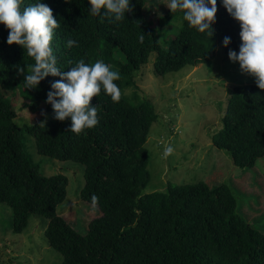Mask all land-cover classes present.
<instances>
[{"label": "trees", "instance_id": "1", "mask_svg": "<svg viewBox=\"0 0 264 264\" xmlns=\"http://www.w3.org/2000/svg\"><path fill=\"white\" fill-rule=\"evenodd\" d=\"M148 1L132 0L125 19L109 22L90 15L87 0H42L59 23L50 46L61 70L81 59H99L119 73L114 81L119 99L112 101L103 91L94 96L90 105H97L99 122L80 133L69 131L70 120H55L50 105L40 107L59 77L26 89L17 66L28 72L34 61L21 47L6 43L8 31L0 25V204L12 211V232L24 233L33 217L47 220L45 238L62 256L61 264H264V233L249 221L236 192L248 197L254 213L261 206L259 193L240 189L237 182L143 193L151 180L146 143L158 114L138 91V72L152 55L156 75H165L210 62L218 47L227 56L241 43L239 24L220 0L212 37L188 27L179 11L157 9L158 15H152ZM32 2L24 0V6ZM158 23L175 24L178 32L159 38ZM225 36L230 37L228 48L222 46ZM69 39L77 44L66 47ZM6 93L26 97V107L39 119L19 126L15 97L8 99ZM26 136L34 138L39 155L84 166L80 199L100 212L87 226L80 214L74 225L57 213L67 198L68 177L42 174L26 151ZM213 145L227 152L236 167L255 168L264 158V90L253 84L234 87Z\"/></svg>", "mask_w": 264, "mask_h": 264}, {"label": "rangeland", "instance_id": "2", "mask_svg": "<svg viewBox=\"0 0 264 264\" xmlns=\"http://www.w3.org/2000/svg\"><path fill=\"white\" fill-rule=\"evenodd\" d=\"M166 0H149L152 15L169 9ZM144 10L148 18L147 10ZM157 11V12H158ZM160 22L156 18L155 22ZM177 25L158 23L159 38L178 32ZM173 36V35H172ZM154 58L137 74L136 86L144 100L150 101L158 114L152 125L146 148L149 150L148 169L151 180L143 193L165 192L169 186L194 185L200 182L214 186L233 183L245 191L259 193V211L247 207L248 197L237 189L239 205L249 221L264 233V158L255 168L244 170L233 164L231 156L213 145V139L222 128L229 98L235 86L255 84L254 78L241 73L238 64L230 62L221 47L210 62L196 67L188 66L178 72L156 75ZM131 91V90H130ZM127 91V94H130ZM13 99L19 126L33 124L39 119L26 104L30 101L20 94H5ZM46 103L41 104L45 108ZM26 151L45 176L64 174L68 177L66 201L57 206V213L71 224L77 214L87 226L100 212L80 199L85 186L84 166L71 161L61 162L39 155L32 136L25 137ZM171 145L173 152L163 156V149ZM247 194V193H246ZM255 203V201H253ZM86 206V207H85ZM262 212V213H259ZM12 211L0 204V264H61L62 256L47 244L45 228L48 221L33 217L22 234L12 232ZM75 225V224H74Z\"/></svg>", "mask_w": 264, "mask_h": 264}, {"label": "clouds", "instance_id": "3", "mask_svg": "<svg viewBox=\"0 0 264 264\" xmlns=\"http://www.w3.org/2000/svg\"><path fill=\"white\" fill-rule=\"evenodd\" d=\"M87 3L90 15L109 22L121 21L132 11V0H87ZM220 4L240 27L239 49H229L228 60L238 64L241 73L253 77L256 86L264 90V0H220ZM164 5L171 12L179 11L188 27L213 36L217 0H166ZM0 25L8 31L6 43L21 47L34 61L28 72L17 66L18 72L24 74L26 89L37 88L46 77H59L51 82L45 103L51 106L55 120H70L69 131L80 133L98 124L97 105H90V101L101 91L112 101L119 99L121 91L114 83L119 73L110 70L104 61L86 63L81 59L67 71L61 70L50 46L59 23L42 0H34L26 6L24 0H0ZM76 44L69 39L66 47ZM229 44L230 37L225 36L222 46L228 48ZM172 152L173 147L169 145L162 154L167 157ZM97 199L95 195L91 197L93 206Z\"/></svg>", "mask_w": 264, "mask_h": 264}]
</instances>
